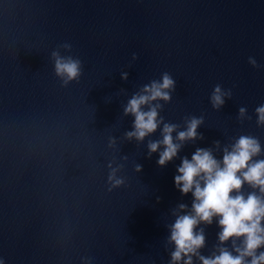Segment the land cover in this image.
Here are the masks:
<instances>
[{
	"label": "water",
	"instance_id": "95a60500",
	"mask_svg": "<svg viewBox=\"0 0 264 264\" xmlns=\"http://www.w3.org/2000/svg\"><path fill=\"white\" fill-rule=\"evenodd\" d=\"M54 50L82 61L78 80L63 86ZM164 72L176 90L160 115L180 130L186 116H203L205 139L160 167L147 148L159 131L128 141L134 118L123 105ZM217 84L233 92L219 111L210 103ZM262 104L264 0H0V259L169 264L172 210L193 199L175 187L181 159L241 134L264 145ZM240 107L252 117L243 124ZM109 164L123 165V185L109 184ZM218 231L215 222L206 227L202 254Z\"/></svg>",
	"mask_w": 264,
	"mask_h": 264
},
{
	"label": "clouds",
	"instance_id": "9594fccd",
	"mask_svg": "<svg viewBox=\"0 0 264 264\" xmlns=\"http://www.w3.org/2000/svg\"><path fill=\"white\" fill-rule=\"evenodd\" d=\"M60 47L71 51L72 45L65 43ZM51 56L55 75L63 86L80 78L83 69L78 57L64 56L59 50H54ZM132 59L135 61L138 56L134 53ZM249 63L254 68L261 67L253 57H249ZM128 76L127 72L121 73L125 81ZM175 90L176 81L164 72L159 80L140 87L123 105L124 116L134 118L132 130L124 133L128 141L143 143L159 131L161 138L148 140L147 148L149 158L159 153L160 167L178 158L189 142L205 139L198 131L205 123L203 116H186L180 130L181 125L166 122L160 115L164 105L172 101ZM232 96V89L225 90L217 84L210 103L219 111L226 98ZM255 114L257 127L264 129V104L255 108ZM237 119L243 124L252 117L247 108L240 107ZM115 142L112 138L110 146ZM213 144L208 148L197 147L191 159L184 156L177 166L175 187L182 195L191 193L193 199L191 207L180 203L172 210L175 219L168 225L170 234L166 242L174 246L169 264H194V259L200 264H264V145L259 137L247 134L233 137L228 144L222 145L219 140ZM217 153H222V158ZM122 167L109 164L108 182L113 188L124 184V179L117 175ZM136 170L142 171V166L137 165ZM214 222L219 228L218 240L210 254L204 255L206 227ZM0 264H4L2 259Z\"/></svg>",
	"mask_w": 264,
	"mask_h": 264
}]
</instances>
